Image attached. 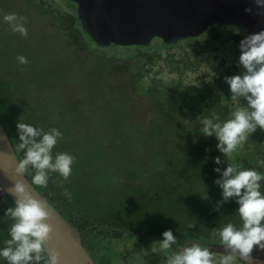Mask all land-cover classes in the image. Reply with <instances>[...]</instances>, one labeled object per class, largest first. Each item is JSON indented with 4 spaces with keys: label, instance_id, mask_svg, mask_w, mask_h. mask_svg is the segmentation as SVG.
Listing matches in <instances>:
<instances>
[{
    "label": "trees",
    "instance_id": "1",
    "mask_svg": "<svg viewBox=\"0 0 264 264\" xmlns=\"http://www.w3.org/2000/svg\"><path fill=\"white\" fill-rule=\"evenodd\" d=\"M243 2H228L222 15L235 7L238 11L243 7L251 9L245 17L218 19L199 36L147 42L118 57L108 55L106 48L86 34L78 12H70L74 6L71 2L68 12L47 0H0V124L18 161L24 156L23 151L17 150L19 119L45 132L52 128L60 130L62 138L57 142L69 145L68 154L75 158L68 179L51 172L47 187H41L32 183L35 170L30 166L24 175L81 233L82 245L91 258H96L95 264H106L107 258L117 254L107 253L106 245L101 242L96 246L103 238L108 241L120 237L117 233L139 234L145 241L158 240L151 254L153 247L135 245V251L144 252L142 264H168L170 257L166 254H174L179 244L186 247L192 243L205 246L200 241L222 243L218 233L213 237V230L228 223L242 228L236 198L225 202L215 181L221 179V173L231 163L239 165L238 170L254 168L264 176V130L257 129L236 152L224 156L217 148L216 137L204 135L202 121L211 118L223 123L237 107L247 105L243 98L239 99L240 105L231 99L230 87L225 82V77L239 75L245 69L225 65L219 59V71L202 86L198 102L182 96L180 75L186 69L195 72L201 61L206 63L220 57L223 51L230 52L228 47L234 49L245 35L264 30V21L249 23L259 17L254 0ZM35 12L43 15L39 27L28 23ZM9 13L27 18L24 25L27 37L14 32L4 21L3 16ZM234 25L240 28V34L232 30ZM44 26H54L56 32L49 29L62 38L59 51H48L44 55L46 59L91 57L102 64L86 89L80 90L78 84L71 89V79L77 72L69 69L70 82L62 90H46L44 85L49 82L29 77L31 68H27L41 46L36 41L37 29ZM190 43L194 45L192 61L184 59L188 53L185 48ZM235 55L236 50H231L232 59ZM18 56L26 57L28 62L21 64ZM161 64L167 66L171 76L167 82L157 78ZM55 76H49L48 80L52 82ZM84 77L88 80V76ZM204 81L205 78L202 84ZM40 90L52 95L55 108L45 107L44 100L38 98ZM59 100L64 103H58ZM216 157H220V164L215 163ZM216 168L221 172L214 171ZM260 185L264 193V179ZM13 207L11 200L0 193V249L10 239L14 221L5 213ZM134 223L141 225L140 229ZM169 229L176 243L164 250L159 242ZM124 250L133 259L132 246L126 245ZM211 252L215 264H219L224 254ZM0 264L8 262L0 257ZM236 264L244 262L237 259Z\"/></svg>",
    "mask_w": 264,
    "mask_h": 264
},
{
    "label": "clouds",
    "instance_id": "2",
    "mask_svg": "<svg viewBox=\"0 0 264 264\" xmlns=\"http://www.w3.org/2000/svg\"><path fill=\"white\" fill-rule=\"evenodd\" d=\"M254 2L257 8L256 14L264 17V0H254ZM246 11L251 12V9ZM3 19L14 32L27 37L28 31L24 26L26 17L9 13L5 14ZM158 39L155 38L160 41ZM239 50L241 53L239 63L245 71L239 75L225 77V82L230 87L231 99L239 104V99L243 98L247 105L239 104L240 106L231 114V118L223 123L214 122L211 118L202 121L204 135L216 137L217 148L224 156L236 152L257 128L264 130V30L245 35L239 43ZM17 59L21 64L28 62L24 56H18ZM218 119L217 117L216 120ZM16 127L20 141L17 150L24 152L23 158L18 161L17 174L23 175L30 166L35 170L32 183L41 187H47L49 172H58L65 180L68 179L75 158L63 152L58 153L55 159L52 155L58 139L62 138L60 130L52 128L45 132L43 129L21 122L20 119ZM215 163H221L220 157H216ZM238 169L239 165L235 163L228 165L221 173V179L215 181L222 189L225 202L236 198L243 225L238 229L233 223H228L222 229L213 230V237L218 233L225 246L226 254L219 264H236L237 259L242 260L244 264H255L252 257L254 248L264 250V193L260 191V181L264 176L254 168ZM214 171L221 172L220 168ZM13 192L16 196L15 207L9 208L5 215L11 217L14 223L9 231L10 239L5 241L7 246L0 249V257H3L8 264H41V262L61 264L60 253L55 249L49 252L45 247L53 231L47 223L51 219V212L46 204L34 198L20 181L15 183ZM117 234L140 238L139 234L126 232ZM175 243L176 238L169 229L163 233V240L159 245L167 250ZM118 245L117 250L120 252L119 249L124 250V247L130 244L129 241L124 240ZM152 250L155 251V247ZM107 253L116 254V251H107ZM113 256L117 257V254ZM168 264H215V260L213 252L208 247L192 243L174 253L168 259Z\"/></svg>",
    "mask_w": 264,
    "mask_h": 264
},
{
    "label": "water",
    "instance_id": "3",
    "mask_svg": "<svg viewBox=\"0 0 264 264\" xmlns=\"http://www.w3.org/2000/svg\"><path fill=\"white\" fill-rule=\"evenodd\" d=\"M74 4L81 25L92 40L109 43L145 44L159 38L172 42L199 35L224 14V0H67ZM158 39V40H159ZM18 159L0 124V191L15 205V183L22 182L34 198L51 212L47 221L53 231L45 247L60 253L61 264H95L81 241V233L31 185L25 175L17 174ZM210 251L225 253L222 243L200 241ZM255 263L264 264V250L254 248Z\"/></svg>",
    "mask_w": 264,
    "mask_h": 264
},
{
    "label": "rangeland",
    "instance_id": "4",
    "mask_svg": "<svg viewBox=\"0 0 264 264\" xmlns=\"http://www.w3.org/2000/svg\"><path fill=\"white\" fill-rule=\"evenodd\" d=\"M35 1H38V0H35ZM47 1L50 4H52L53 6L58 7L60 10H65V11L69 12V5H68L69 3L67 2V0H47ZM243 1L244 0H237L238 4H241ZM24 5L27 6L29 9H31V7L28 6L27 3H24ZM74 10H76L75 6H73V9H70V12H73ZM35 14H38V13H36V12L31 13V19L28 21V23L31 25H35V27H39L41 19H42L41 16H43V15L38 14L39 16H36ZM247 14H248V11H246L245 7H243L239 11L236 10V7H235L233 10H230V12L228 14L222 15L220 17V19L221 20H231V19L238 18V16L245 17V15H247ZM249 21H250L249 22L250 24L259 23V22L264 21V17H261V16L255 17L254 20L252 19ZM49 28H51L55 32L57 30V28H55L54 26H50ZM49 28L44 26L42 28L37 29L38 39L36 41H38L39 44H41V46H40V48L36 49L37 55L35 58H33V61L31 62L32 64L30 66H28V68H27V69L31 68V71L29 73V77L32 79L41 80L43 82H49L46 85H44L45 89L57 91V90H62L64 84H67V85L69 84V82H70V78L68 77V69H69L72 72H77L76 74L73 75V79H71V89H73V87L75 88L77 84L79 85L80 90L86 89V87L90 84L91 76L93 74H96L99 72L97 70L102 68V64L101 63L98 64L97 62H94V60L91 59V57H89L88 60H86L84 57H82L80 60H78V58L75 56H68L66 59L59 58L61 60H58V61H52L50 59H46L44 57V55L48 51H51V52L59 51L58 48L62 44L61 36L57 33L56 34L53 33L52 30ZM232 30L235 33L240 32V28L237 27V25L236 26L234 25V27H232ZM237 30H238V32H237ZM243 38L244 37H242L241 40ZM149 42H150V44H154L157 42V40L152 39ZM239 43L236 46H234L235 47L234 49L231 48V45H230V47H228L230 49V52H228L227 50L223 51L220 53V57L208 60L206 63L201 61L197 66L198 69H195V72H192L188 69L184 70L180 75L182 96L186 97L188 99H190V98L197 99L198 98L197 96L199 95V93L202 89V86H206L207 85L206 82L210 81L212 76L216 75L218 73V71H219L218 60L221 58L224 61L225 65L233 64L236 69H242L243 67L239 63V57L241 55L240 50H239ZM227 44H231V43H227ZM140 45H141L140 43L119 44V43L113 42V43H109L106 45L104 44L101 46L104 47V49L106 48V53L108 55L123 57V55L129 54L134 47L140 46ZM193 47H194L193 43L188 44L186 46V48H185V46H183V50L185 48V51L188 52L185 55L184 59L194 60ZM231 50L233 52L236 50V55L234 56V59H232V57L230 56ZM92 62H94L93 65H89ZM86 63L88 65H86ZM62 73H64V74H62ZM51 75H56L54 77V79H51V81L55 82V83H52L48 80V77ZM202 75L205 77H202ZM84 76H88V80H86ZM157 78L162 79L164 82H167L168 80L171 79V76L168 74V68L166 65L161 64L159 66ZM174 78H177V77H174ZM204 78H205V81H204L205 84H202V81ZM205 88L208 89V87H205ZM38 98L44 100L45 107L55 108L54 105L52 104V103H54V99H52V95L50 93H48L47 91L40 90V94H39ZM198 100L199 99H197L195 102H198ZM58 103L63 104L64 101L59 100ZM43 107L44 106H42V110L45 111V107L44 108ZM257 129H259V128H257ZM56 145H58V146H55L52 150L53 155H57L58 153H62V152L63 153H69L70 152V146L65 144V143L60 144L59 142H57ZM231 164H233V163H231ZM48 174H51V172H49ZM63 188L65 189V187H62L61 189H63ZM53 192H54V190H52V193ZM56 192H58V190H56L54 193H56ZM134 226L136 228H139V229L141 227V225L139 227L136 223H134ZM97 239L99 240V238H97ZM106 240H107V238H103L102 241L101 240L97 241L96 246H99L98 242H101V243L106 245V249L108 251H116V253H117V257L111 256V257L107 258L105 261L106 264H112L114 262H116L115 264H142V262H140V261H142V257L144 255V252L142 250H140L139 252L135 251V245L138 247L140 245L142 248L146 247L148 249L151 247H155V244L158 241V240H154V239H147L145 241V240L140 239V238H133V236L128 237L124 234H123V236L111 237L110 240H108V241H106ZM124 240L129 241L130 246H132L133 259L134 260L130 257L131 254L126 253L125 250H122V249H119L122 254L120 256H118V254H119V252L117 250V248L119 246L118 244ZM182 248H183L182 244L175 246L174 253H177ZM151 253H152V249L150 250V254ZM172 255H173V253L172 254H166V257H171ZM152 258L154 259L155 257H151L150 259H152ZM150 259H149V261H150ZM92 260H94V262H96V258L94 256H92Z\"/></svg>",
    "mask_w": 264,
    "mask_h": 264
},
{
    "label": "flooded vegetation",
    "instance_id": "5",
    "mask_svg": "<svg viewBox=\"0 0 264 264\" xmlns=\"http://www.w3.org/2000/svg\"><path fill=\"white\" fill-rule=\"evenodd\" d=\"M230 1H232V0H224V5H226V3H228V2H230Z\"/></svg>",
    "mask_w": 264,
    "mask_h": 264
}]
</instances>
